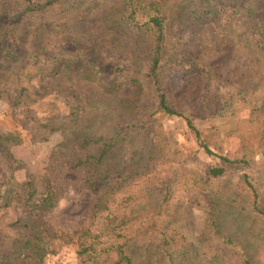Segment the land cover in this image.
<instances>
[{
  "label": "trees",
  "instance_id": "1",
  "mask_svg": "<svg viewBox=\"0 0 264 264\" xmlns=\"http://www.w3.org/2000/svg\"><path fill=\"white\" fill-rule=\"evenodd\" d=\"M91 21L101 34L86 30ZM210 35L230 42L236 82L206 64ZM0 72L55 89L70 108L35 121L32 140H63L23 183L11 149L25 136L0 132V201L16 215L0 227V264H47L64 246L81 264H264V0H0ZM159 114L183 119L215 160L203 176L176 154ZM241 114L223 153L212 123ZM233 170L243 177L224 205L208 183ZM69 189L93 201L87 222L63 233L48 216ZM183 207L206 211L196 246L176 224Z\"/></svg>",
  "mask_w": 264,
  "mask_h": 264
},
{
  "label": "rangeland",
  "instance_id": "2",
  "mask_svg": "<svg viewBox=\"0 0 264 264\" xmlns=\"http://www.w3.org/2000/svg\"><path fill=\"white\" fill-rule=\"evenodd\" d=\"M27 1L29 2V0ZM85 28L95 34L103 32L97 21H91ZM207 39L213 45H211L212 47L208 50V55L205 58L206 64L222 80L227 79L236 82L242 75V71L238 67L237 57L230 51L232 50L230 42H222L215 35H210ZM24 87L34 90L31 100H28L25 107L14 108L12 104ZM64 87L69 88L66 83ZM0 89L5 91L0 96V132L7 133L18 129L23 132L26 139L24 144L11 149L14 159L21 164V169L14 172V178L23 183L29 176L44 172L49 165L52 152L63 140L61 133L52 135L47 142L32 140V135L35 134V121L63 119L68 115L70 108L64 97L55 92V89L42 90L34 83L23 84L16 77L3 74V72H0ZM243 117L245 114L228 119H218L212 123L216 132L221 136L219 140L221 152L226 153L232 149L234 143L228 134L237 128ZM157 118L171 137L176 154L183 159L187 168L203 176L215 160L205 155L190 133L187 123L183 119L173 118L165 114H159ZM65 175L70 180L77 177L75 174L67 173V171H65ZM242 177L241 171L233 170L222 178L210 180L208 184L223 196L224 205H231L236 199L234 196L235 186ZM262 182L264 183V172L262 173ZM1 183L2 179L0 178V190H2ZM92 201V196L87 192L69 189L57 209L48 216V220L59 232L73 233L89 219ZM2 205L3 203L0 201V227H8L16 219L14 206L9 208ZM232 207L236 208V205L233 204ZM206 216V211L200 207H183L175 214L177 226L186 233L190 244L193 246L198 244V238L205 226ZM47 264H81V262L76 249L64 246L48 259Z\"/></svg>",
  "mask_w": 264,
  "mask_h": 264
},
{
  "label": "water",
  "instance_id": "3",
  "mask_svg": "<svg viewBox=\"0 0 264 264\" xmlns=\"http://www.w3.org/2000/svg\"><path fill=\"white\" fill-rule=\"evenodd\" d=\"M32 1L29 0V3H31Z\"/></svg>",
  "mask_w": 264,
  "mask_h": 264
}]
</instances>
